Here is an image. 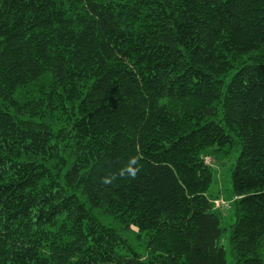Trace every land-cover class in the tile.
<instances>
[{
	"label": "trees",
	"instance_id": "obj_1",
	"mask_svg": "<svg viewBox=\"0 0 264 264\" xmlns=\"http://www.w3.org/2000/svg\"><path fill=\"white\" fill-rule=\"evenodd\" d=\"M0 264H264V0H0Z\"/></svg>",
	"mask_w": 264,
	"mask_h": 264
},
{
	"label": "rangeland",
	"instance_id": "obj_2",
	"mask_svg": "<svg viewBox=\"0 0 264 264\" xmlns=\"http://www.w3.org/2000/svg\"><path fill=\"white\" fill-rule=\"evenodd\" d=\"M238 147L233 146L227 153L223 151L214 150L205 157L206 163L213 170V180L208 190V195L212 198L216 208L220 209L222 214V227L223 236L222 241L227 250V259H231L229 234L231 226L236 220V197H232V183H231V170L234 166L236 156L238 155ZM105 223L113 227L121 229L118 221L107 215H102ZM134 231L136 229L132 228ZM124 236L128 239L129 244L134 250L142 255H147L148 249L146 247V236L142 234L140 237L130 235L126 230L121 229Z\"/></svg>",
	"mask_w": 264,
	"mask_h": 264
},
{
	"label": "clouds",
	"instance_id": "obj_3",
	"mask_svg": "<svg viewBox=\"0 0 264 264\" xmlns=\"http://www.w3.org/2000/svg\"><path fill=\"white\" fill-rule=\"evenodd\" d=\"M140 171L139 157L134 156L130 158L128 164L119 169L118 174H113L112 176H107L103 178V183L108 184L111 183L113 179L117 177V175L121 178L130 177L135 179L138 172Z\"/></svg>",
	"mask_w": 264,
	"mask_h": 264
}]
</instances>
